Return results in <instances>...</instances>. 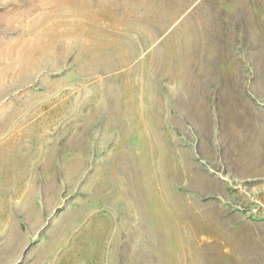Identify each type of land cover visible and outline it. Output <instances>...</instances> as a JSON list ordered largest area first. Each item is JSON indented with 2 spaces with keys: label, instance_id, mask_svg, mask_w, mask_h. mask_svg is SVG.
Wrapping results in <instances>:
<instances>
[{
  "label": "rangeland",
  "instance_id": "rangeland-1",
  "mask_svg": "<svg viewBox=\"0 0 264 264\" xmlns=\"http://www.w3.org/2000/svg\"><path fill=\"white\" fill-rule=\"evenodd\" d=\"M9 8L0 264H264V0Z\"/></svg>",
  "mask_w": 264,
  "mask_h": 264
},
{
  "label": "crops",
  "instance_id": "crops-1",
  "mask_svg": "<svg viewBox=\"0 0 264 264\" xmlns=\"http://www.w3.org/2000/svg\"><path fill=\"white\" fill-rule=\"evenodd\" d=\"M10 13L11 14L12 13H20V11L19 10H13V9H10V8H9L8 11L7 10L0 11V21L1 20H4V21H2L3 22V25H4V29L3 30H5V28L7 29V28H10L11 27L10 24H9V22L11 21V18H12L11 15H10ZM3 40H5V38H3V36H1L0 37V44L3 42ZM1 90H3V89H0V91Z\"/></svg>",
  "mask_w": 264,
  "mask_h": 264
}]
</instances>
